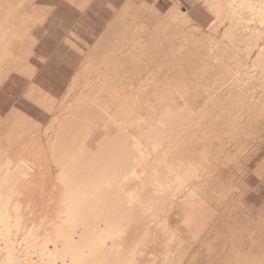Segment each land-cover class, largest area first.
<instances>
[{"label": "bare ground", "instance_id": "obj_1", "mask_svg": "<svg viewBox=\"0 0 264 264\" xmlns=\"http://www.w3.org/2000/svg\"><path fill=\"white\" fill-rule=\"evenodd\" d=\"M194 1L207 27L127 3L61 98L31 82L45 127L0 113V264H264L262 0ZM36 3L0 0V91L35 72Z\"/></svg>", "mask_w": 264, "mask_h": 264}, {"label": "rangeland", "instance_id": "obj_2", "mask_svg": "<svg viewBox=\"0 0 264 264\" xmlns=\"http://www.w3.org/2000/svg\"><path fill=\"white\" fill-rule=\"evenodd\" d=\"M174 1H178L180 6L185 8L195 24L207 27L212 22V17L204 13L194 0H133L132 2L94 0L86 7H78L70 0H37V6L49 18L45 24L33 31L32 54L29 62L35 72L24 80L12 78L2 88L0 113L15 110L28 116L39 128L45 127L48 119L43 110L36 104L25 101L22 96L24 89L31 82L54 98H61L79 55H85L89 48L104 35L112 23L115 11L130 3L134 8L141 6L140 13L137 14L140 19H144L152 10L165 16L174 7ZM262 6L264 9V0H262ZM72 45H75L79 52L74 54L71 50ZM128 78V76L120 77V84H125ZM250 186L252 190L248 202L259 206L264 202V180L260 182L257 178H252Z\"/></svg>", "mask_w": 264, "mask_h": 264}]
</instances>
